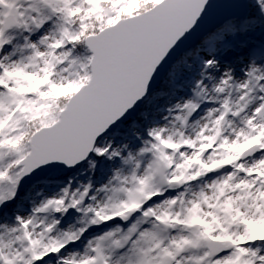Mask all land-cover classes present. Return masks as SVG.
Segmentation results:
<instances>
[{"label": "snow or ice", "instance_id": "1", "mask_svg": "<svg viewBox=\"0 0 264 264\" xmlns=\"http://www.w3.org/2000/svg\"><path fill=\"white\" fill-rule=\"evenodd\" d=\"M0 264H264V0H0Z\"/></svg>", "mask_w": 264, "mask_h": 264}]
</instances>
